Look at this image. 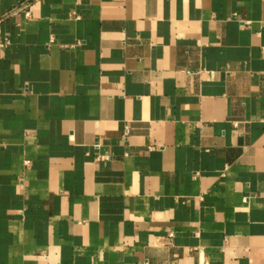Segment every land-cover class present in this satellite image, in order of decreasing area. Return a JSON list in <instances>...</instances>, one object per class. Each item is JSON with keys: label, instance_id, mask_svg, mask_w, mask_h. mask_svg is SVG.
Masks as SVG:
<instances>
[{"label": "crops", "instance_id": "0c3cea01", "mask_svg": "<svg viewBox=\"0 0 264 264\" xmlns=\"http://www.w3.org/2000/svg\"><path fill=\"white\" fill-rule=\"evenodd\" d=\"M5 39L0 264H264V0H0Z\"/></svg>", "mask_w": 264, "mask_h": 264}, {"label": "built area", "instance_id": "2783aa9c", "mask_svg": "<svg viewBox=\"0 0 264 264\" xmlns=\"http://www.w3.org/2000/svg\"><path fill=\"white\" fill-rule=\"evenodd\" d=\"M25 15H26L27 17H29V16H30V10L27 9ZM9 44H10L9 39H5L4 41H2V42L0 43V47H5V46H7V45H9ZM95 146H96V147H99V146H100V143H99V142H96V143H95ZM98 158L101 159V160H108V159L111 158V156H110L109 153H105V154H101V155H99ZM26 163L28 164L29 161L26 160ZM172 236H173V234L171 233V234H170V237H172Z\"/></svg>", "mask_w": 264, "mask_h": 264}]
</instances>
